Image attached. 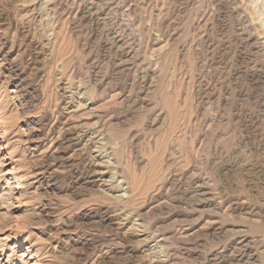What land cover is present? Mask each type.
<instances>
[{"label": "rangeland", "instance_id": "obj_1", "mask_svg": "<svg viewBox=\"0 0 264 264\" xmlns=\"http://www.w3.org/2000/svg\"><path fill=\"white\" fill-rule=\"evenodd\" d=\"M263 38L264 0H0V264H264Z\"/></svg>", "mask_w": 264, "mask_h": 264}, {"label": "bare ground", "instance_id": "obj_2", "mask_svg": "<svg viewBox=\"0 0 264 264\" xmlns=\"http://www.w3.org/2000/svg\"><path fill=\"white\" fill-rule=\"evenodd\" d=\"M254 22V21H253ZM257 37H259V36H257ZM260 38V37H259ZM259 38L258 39H256V40H259ZM254 39V40H255ZM264 39V38H263ZM255 40V41H256ZM261 41V40H260ZM257 44H259L258 42H257ZM257 47H258V45H257ZM117 50V49H116ZM130 51V50H129ZM128 51V52H129ZM134 52V51H133ZM135 53V52H134ZM131 56V55H130ZM164 114V113H163ZM127 178V177H126ZM199 186H201V185H198V188L197 189H195V192L196 193H199L200 191H202V188H200ZM203 187V186H202ZM215 191V190H214ZM193 192V191H192ZM195 195V194H194ZM200 195V194H199ZM211 195V194H210ZM200 196H205V198H204V201H203V203H205L204 205H213V203H212V199H210V198H208L207 196H209V194L208 193H205V191L203 192V193H201V195ZM211 197V196H210ZM211 198H213V197H211ZM214 199V198H213ZM218 203V202H217ZM201 204V203H200ZM215 204V203H214ZM220 206V205H219ZM205 207V206H204ZM209 207V206H208ZM218 208V207H217ZM223 212V211H222ZM218 224V223H217ZM147 236V235H146ZM161 240H163L164 242L165 241H167V239H168V237L166 236V234H161ZM171 238V237H170ZM252 245V244H251ZM162 246V245H161ZM244 247V246H243ZM245 248H246V246H245ZM170 249V248H169ZM157 251H159V250H157ZM240 252V251H239ZM213 258V257H212ZM211 258V259H212ZM212 262V261H211ZM214 264V263H213Z\"/></svg>", "mask_w": 264, "mask_h": 264}]
</instances>
